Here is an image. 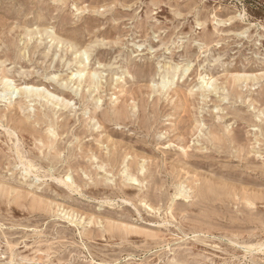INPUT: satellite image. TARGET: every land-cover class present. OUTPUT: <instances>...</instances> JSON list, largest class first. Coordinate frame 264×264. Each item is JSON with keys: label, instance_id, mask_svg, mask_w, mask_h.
Segmentation results:
<instances>
[{"label": "rangeland", "instance_id": "obj_1", "mask_svg": "<svg viewBox=\"0 0 264 264\" xmlns=\"http://www.w3.org/2000/svg\"><path fill=\"white\" fill-rule=\"evenodd\" d=\"M0 264H264V0H0Z\"/></svg>", "mask_w": 264, "mask_h": 264}, {"label": "bare ground", "instance_id": "obj_2", "mask_svg": "<svg viewBox=\"0 0 264 264\" xmlns=\"http://www.w3.org/2000/svg\"><path fill=\"white\" fill-rule=\"evenodd\" d=\"M55 34V33H54ZM48 37V36H47ZM46 37V38H47ZM31 38V37H30ZM39 39V38H38ZM52 39H53V41H56V40H58V37L55 35L54 37H52ZM72 42V41H71ZM61 43V42H60ZM8 44V43H7ZM71 44V46H72V43H70ZM79 44V43H78ZM37 45V44H36ZM43 45V44H42ZM65 45V44H64ZM10 46V45H9ZM69 46V45H68ZM38 47V46H37ZM81 47V46H80ZM34 48V47H33ZM9 49V48H8ZM62 49V48H61ZM64 49V48H63ZM27 50V49H26ZM35 51V50H34ZM27 55V54H26ZM27 56H29V55H27ZM49 56V55H48ZM85 56H87V57H85ZM25 57V56H24ZM76 58H78L79 59V63H85V61H86V59H89V56H88V51L86 50V49H84V50H80L79 51V55H77L76 56ZM63 59V58H62ZM61 61V60H60ZM74 61H75V58H74ZM69 62H72V61H69ZM131 64V63H130ZM86 70V69H85ZM171 70H175L173 67L171 68ZM82 72L83 71H76V72H71V74H70V76L69 77H67L68 79H67V81H66V86H65V88H68L69 87V85L70 84H72V86L71 87H73L75 84H78L77 86H76V89L78 90L80 87H81V84L82 83H86V82H88V86H90V87H94V88H99V81H98V79L95 77V75H97L96 74V71L94 72V74H91V73H88V79H86V77H83V74H82ZM68 76V75H67ZM3 78H5V76L3 77ZM49 78H54V77H49ZM117 78V77H116ZM5 82L6 83H8V79L7 80H5ZM59 83V82H58ZM69 83V84H68ZM9 85H11L10 83H8V85L7 86H5V87H8L10 90H11V93H9L10 94V97L7 99V100H9V105H13V103L15 102V100L18 98V97H14L13 96V94L15 93V92H17L18 94H21V95H23V96H25V98H26V100H27V98H30L28 101H26V105L25 104H20L19 106H18V113L15 111V115L16 116H19V119L21 120V122L18 124V125H16V126H14L13 128H11L12 130H13V132L14 133H16L15 135H16V137H17V139H19V136L21 135L22 137H24L25 135H24V133L25 132H27L32 138H33V141H34V143H35V146L39 149V150H42L43 148H48V144H47V142H49V141H51L52 139H58V138H60L65 132H67L68 133V131H69V127H70V120H67L66 122H64V124L63 123H59V122H52V121H50V119H51V117L49 116V114H47L46 112H44V110H45V108H44V110H43V112H41V114L42 115H40L41 117H39V121H38V123L40 124V125H46V126H48V128H47V130H48V136L46 135V136H42V135H40V136H37L36 135V133H35V130H34V128L32 127V126H30L29 124H27L24 120H22L23 118H22V116L23 115H21V113L22 114H24V112L29 108V106L30 107H34L35 106V104L34 105H31V103L34 101V100H36V98L35 99H31V97H38V99H39V97H40V100H41V97H50V98H53L54 100L56 99V101L54 102L55 103V105H60L61 103H65V104H67L68 105V103H69V100L68 99H66V97L65 96H68L69 95V93L66 91V89L64 88H62L63 87V84H59L60 85V87H59V93H60V96L61 95H65L64 97H59L58 95H50V94H52L45 86L44 87H40V86H37V85H30V84H26L25 85V87H23L22 89L21 88H19L18 86H9ZM164 87V86H163ZM74 88V87H73ZM163 89V88H162ZM74 90V89H73ZM97 90V89H96ZM79 91V90H78ZM78 91H76V92H78ZM8 94V95H9ZM78 94V93H77ZM20 95V96H21ZM57 96V97H56ZM3 98H5V97H3ZM24 98V99H25ZM37 99V100H38ZM40 100H38V101H40ZM43 100V99H42ZM59 101V102H58ZM47 102H49V100H47ZM44 104V103H43ZM42 103H41V105H43ZM43 107V106H42ZM133 108V107H132ZM95 109V108H94ZM122 109V108H121ZM98 111V110H97ZM113 111V110H112ZM38 114H40V113H38ZM95 114H96V111H94V115L93 116H95ZM120 115H122L121 113H119ZM119 115V116H120ZM92 116V117H93ZM129 117V116H128ZM127 117V118H128ZM90 118V117H89ZM88 118V119H89ZM126 118V119H127ZM117 119V118H116ZM127 120H129V119H127ZM92 121H94L95 122V117L94 118H92V120H91V122ZM120 122V121H119ZM61 127H63V132H60V128ZM102 127V124H101V122L97 119L96 120V123H94V124H92L91 125V128H92V131H94V130H97V129H99V128H101ZM7 131H8V129H7ZM11 131V130H10ZM9 132V131H8ZM75 134H76V132H75ZM99 135V134H98ZM31 139V138H30ZM20 140V139H19ZM53 141V140H52ZM98 142L101 144L102 143V141L100 140V138H98ZM18 145V144H17ZM107 147H108V145H107ZM99 148V147H98ZM93 148H90L89 150H92ZM108 149V148H107ZM19 150V149H18ZM88 150V151H89ZM96 150V149H95ZM99 150V149H98ZM97 151V150H96ZM20 152V155H21V157L20 158H23V154L21 153V151H19ZM92 158L94 157V158H97V155H96V152L95 151H91V155H90ZM125 159V158H124ZM112 161L113 160H110V159H107V160H105V159H101V161H100V163L98 164V166H99V168H101V169H104L105 167H106V165H108V164H112ZM118 161H120V160H118ZM118 164V163H117ZM121 164V163H120ZM123 164V163H122ZM121 164V165H122ZM134 164V163H133ZM24 165H25V167H26V171H31V169L32 168H34L35 166H34V164L30 161V160H25V162H24ZM138 165V164H137ZM129 167H133V165H131L130 163H129V166H127V168H123L122 169V173L128 178V180L129 181H132L133 183H136V182H140L139 181V178L137 177V176H135L132 172H131V170L129 169ZM137 167V166H136ZM138 168V167H137ZM144 168H146L144 165H140V170L141 171H143L144 170ZM142 173V172H141ZM144 173V172H143ZM67 179L69 180V183H68V185H72L73 183H75L73 180H71L70 181V179L67 177ZM183 192H184V187H183V190H182ZM184 195H185V192L183 193Z\"/></svg>", "mask_w": 264, "mask_h": 264}]
</instances>
